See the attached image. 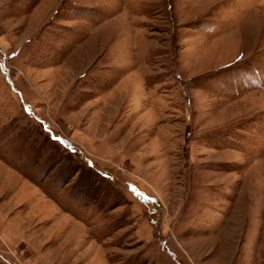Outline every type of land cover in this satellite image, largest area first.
<instances>
[{"label": "rangeland", "instance_id": "obj_1", "mask_svg": "<svg viewBox=\"0 0 264 264\" xmlns=\"http://www.w3.org/2000/svg\"><path fill=\"white\" fill-rule=\"evenodd\" d=\"M0 264H264V0H0Z\"/></svg>", "mask_w": 264, "mask_h": 264}, {"label": "snow or ice", "instance_id": "obj_2", "mask_svg": "<svg viewBox=\"0 0 264 264\" xmlns=\"http://www.w3.org/2000/svg\"><path fill=\"white\" fill-rule=\"evenodd\" d=\"M58 139V138H57Z\"/></svg>", "mask_w": 264, "mask_h": 264}]
</instances>
